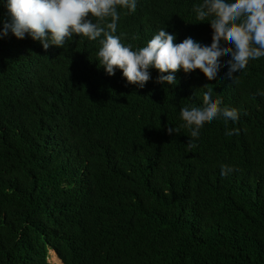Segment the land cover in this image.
I'll return each mask as SVG.
<instances>
[{
  "label": "trees",
  "instance_id": "1",
  "mask_svg": "<svg viewBox=\"0 0 264 264\" xmlns=\"http://www.w3.org/2000/svg\"><path fill=\"white\" fill-rule=\"evenodd\" d=\"M201 2L117 5V34L133 47L160 28L209 43ZM99 47L83 34L48 49L0 39V264H54L50 251L60 264H264V57L237 81L227 64L211 80L181 68L175 85L152 69L140 88L108 75ZM209 85L240 118L206 121L190 149L180 109Z\"/></svg>",
  "mask_w": 264,
  "mask_h": 264
},
{
  "label": "clouds",
  "instance_id": "2",
  "mask_svg": "<svg viewBox=\"0 0 264 264\" xmlns=\"http://www.w3.org/2000/svg\"><path fill=\"white\" fill-rule=\"evenodd\" d=\"M138 0H0L6 9L0 28V39L9 32L17 38L30 36L39 41L44 49L64 46L74 35L83 34L89 40L99 38L96 53L101 66L108 75L122 70L127 82L144 88L151 80L152 69L158 70L156 82L175 85L176 72L185 73L196 69L210 80L227 64V77L237 81L250 60L264 57V0H202L194 4L197 21L210 18L212 38L209 43L192 36L177 40L175 32L160 28L145 46L133 47L124 43L123 33L117 34L120 13L117 5L134 12ZM111 17L110 21L106 18ZM225 54L230 58L225 59ZM239 73V74H237ZM202 103L180 109L181 117L190 128L188 148L195 147V139L206 121L222 117L225 121L239 120V110L223 106L222 97L207 88ZM264 95V91L259 92ZM196 95V94H195ZM168 134L177 133L176 126L167 129ZM239 129H226L225 135L238 133ZM232 167L221 165V175L226 176ZM56 253V252H55ZM57 254V253H56ZM59 258V257H58ZM61 263V260H60Z\"/></svg>",
  "mask_w": 264,
  "mask_h": 264
},
{
  "label": "rangeland",
  "instance_id": "3",
  "mask_svg": "<svg viewBox=\"0 0 264 264\" xmlns=\"http://www.w3.org/2000/svg\"><path fill=\"white\" fill-rule=\"evenodd\" d=\"M51 253H53L52 251L51 252H49V259H48V261L49 262H51V263H57V264H59L60 262H57V258H55V257H57V256H55V255H52Z\"/></svg>",
  "mask_w": 264,
  "mask_h": 264
},
{
  "label": "bare ground",
  "instance_id": "4",
  "mask_svg": "<svg viewBox=\"0 0 264 264\" xmlns=\"http://www.w3.org/2000/svg\"><path fill=\"white\" fill-rule=\"evenodd\" d=\"M51 252V251H50ZM53 252V251H52ZM52 255H56L55 254V252H53V253H51ZM57 256V255H56ZM57 258H58V256H57ZM59 259V258H58ZM60 260V259H59ZM59 260L57 261V262H59ZM55 264H57V263H55ZM60 264V263H59Z\"/></svg>",
  "mask_w": 264,
  "mask_h": 264
}]
</instances>
